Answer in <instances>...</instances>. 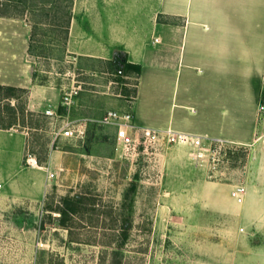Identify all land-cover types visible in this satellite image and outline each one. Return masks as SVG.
Masks as SVG:
<instances>
[{"label":"rangeland","instance_id":"1","mask_svg":"<svg viewBox=\"0 0 264 264\" xmlns=\"http://www.w3.org/2000/svg\"><path fill=\"white\" fill-rule=\"evenodd\" d=\"M74 3L24 15L16 4L5 7L35 24L30 59L36 85L46 89L18 93L20 124L0 132V264H230L232 232L241 223L211 211L210 200L239 206L235 187L256 182L263 169L264 87L258 138L227 143L215 170L212 155L199 164L191 147L165 139L125 153L116 128L96 122L83 137L56 136L61 121L46 115L50 104L73 120L100 118L107 109H128L124 95L138 82H120L99 59L69 51L63 10ZM156 4L141 0L121 13L129 25H148ZM78 86L74 103L64 107L65 93ZM8 104L0 106V125L14 117Z\"/></svg>","mask_w":264,"mask_h":264},{"label":"crops","instance_id":"2","mask_svg":"<svg viewBox=\"0 0 264 264\" xmlns=\"http://www.w3.org/2000/svg\"><path fill=\"white\" fill-rule=\"evenodd\" d=\"M140 2L75 0L69 51L97 58L107 70L118 51L141 66L136 88L124 95L129 103L125 111L134 114L138 125L195 134L207 141L252 144L259 134L264 87V0H156L150 24L129 25L121 12ZM31 34L24 17L0 15V85L35 96L46 87L43 82L36 85L37 77L34 80L28 53ZM7 95L2 93L0 106L7 101L15 107L19 96ZM11 129L0 127V132ZM33 161L37 163L35 157ZM262 168L256 182L245 186L239 206L234 201L229 209L217 197L210 200L211 211L234 215L241 223L232 232L230 264H264Z\"/></svg>","mask_w":264,"mask_h":264},{"label":"built area","instance_id":"3","mask_svg":"<svg viewBox=\"0 0 264 264\" xmlns=\"http://www.w3.org/2000/svg\"><path fill=\"white\" fill-rule=\"evenodd\" d=\"M156 41L158 39L156 38ZM119 73H122L119 70ZM81 86L74 87L67 91L63 97L62 105L70 108L74 103V97L77 95ZM46 115L61 121V126L55 133L56 136L68 138L83 137L90 123H98L104 126H113L116 128V137L119 145L125 153H134L142 146L156 144L161 139L167 140L171 144L185 145L192 148L193 159L202 164L212 155L214 161V170L217 167L221 152L227 154V142L224 140H208L210 143L206 147V138L203 136L176 132L171 129L161 130L140 126L136 123L134 114L130 111L120 112L116 109L107 110L100 118L84 117L79 120H73L67 115L61 114L57 108L49 107L45 111ZM209 152V153H207ZM213 153V154H212ZM219 155V157H217ZM216 161V162H215ZM246 193V187L242 184L237 185L234 189V196L238 201H242Z\"/></svg>","mask_w":264,"mask_h":264},{"label":"trees","instance_id":"4","mask_svg":"<svg viewBox=\"0 0 264 264\" xmlns=\"http://www.w3.org/2000/svg\"><path fill=\"white\" fill-rule=\"evenodd\" d=\"M62 1H65V0H0V15H12V13H10L8 10H6L5 7L7 8L8 6H12V5L14 6V4H16V6L19 8L22 7L23 15L26 14V12L31 14V13H35V12L41 11V10L47 11L49 13L50 10L46 8L48 4L51 3V4L55 5L57 2H62ZM71 1L72 0H70V3H71ZM63 13L65 16V24H62L63 25L62 27H64L65 32H66L65 42H67V35H68V31H69V26H70V20L72 17L71 6L67 10H65V11L63 10ZM18 16H20V15H18ZM30 24L32 27V34H31V37L29 40L28 53H29V56H34L35 51H36V47H37V45H36L37 28L35 27V24H32V23H30ZM109 64H110V69L112 70V72L114 74L117 75L116 76L117 80L120 82L125 83L126 82L124 80L125 77H129V76L130 77L133 76V77L138 78L139 74L141 72V66L139 64L129 62L128 59L126 58V54L123 53L122 51L116 52L114 58L109 61ZM119 70H121L122 73H119ZM36 77H37V74H36V71H34V80ZM136 84H138V82H136ZM17 91L27 92L26 89L0 85V101L2 100L1 96H2L3 92H7V94H8L5 98L17 99L18 98V96L16 95ZM9 107H10V110L12 111V115L14 117L12 118V120L9 123H5L3 125H0V127L4 128V129H10L14 125L20 124V119H19V117H17L16 107H14V106H9ZM1 112L2 111L0 109V114H1ZM22 113H24L23 109H22ZM18 120H19V122H18ZM232 151L233 150H230V153H234V151L233 152ZM133 189L135 190V185L133 186ZM71 209L73 211H75L74 207H72ZM64 213H66V212H64Z\"/></svg>","mask_w":264,"mask_h":264}]
</instances>
